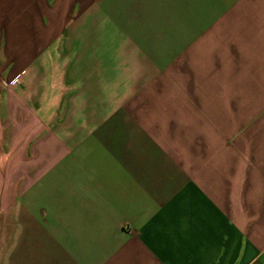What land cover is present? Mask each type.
<instances>
[{
  "label": "crops",
  "instance_id": "1",
  "mask_svg": "<svg viewBox=\"0 0 264 264\" xmlns=\"http://www.w3.org/2000/svg\"><path fill=\"white\" fill-rule=\"evenodd\" d=\"M0 264H264V0H0Z\"/></svg>",
  "mask_w": 264,
  "mask_h": 264
},
{
  "label": "rangeland",
  "instance_id": "2",
  "mask_svg": "<svg viewBox=\"0 0 264 264\" xmlns=\"http://www.w3.org/2000/svg\"><path fill=\"white\" fill-rule=\"evenodd\" d=\"M15 132H16V134L17 133H20L21 134V132H22V127L21 126H17V127H15Z\"/></svg>",
  "mask_w": 264,
  "mask_h": 264
},
{
  "label": "built area",
  "instance_id": "3",
  "mask_svg": "<svg viewBox=\"0 0 264 264\" xmlns=\"http://www.w3.org/2000/svg\"><path fill=\"white\" fill-rule=\"evenodd\" d=\"M18 81V79H16L14 82H17Z\"/></svg>",
  "mask_w": 264,
  "mask_h": 264
}]
</instances>
